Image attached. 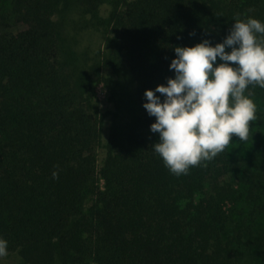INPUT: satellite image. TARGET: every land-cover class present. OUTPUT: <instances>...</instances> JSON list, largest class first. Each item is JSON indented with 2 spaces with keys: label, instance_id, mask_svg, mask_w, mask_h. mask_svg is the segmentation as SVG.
I'll return each instance as SVG.
<instances>
[{
  "label": "trees",
  "instance_id": "obj_1",
  "mask_svg": "<svg viewBox=\"0 0 264 264\" xmlns=\"http://www.w3.org/2000/svg\"><path fill=\"white\" fill-rule=\"evenodd\" d=\"M74 14L102 28L97 57L72 35ZM247 17L264 22V0H0L7 254L23 264H264V87L245 92L257 106L247 140L179 175L154 151L155 117L142 106L145 89L174 75V46L215 44ZM95 79L128 108L119 142L102 143Z\"/></svg>",
  "mask_w": 264,
  "mask_h": 264
},
{
  "label": "clouds",
  "instance_id": "obj_2",
  "mask_svg": "<svg viewBox=\"0 0 264 264\" xmlns=\"http://www.w3.org/2000/svg\"><path fill=\"white\" fill-rule=\"evenodd\" d=\"M173 50L174 75L145 89L142 106L155 117L149 126L159 137L154 151L179 175L223 151L233 134L247 140L257 106L245 92L251 84L264 87V22L235 19L222 41L205 38ZM7 253L0 236V257Z\"/></svg>",
  "mask_w": 264,
  "mask_h": 264
},
{
  "label": "rangeland",
  "instance_id": "obj_3",
  "mask_svg": "<svg viewBox=\"0 0 264 264\" xmlns=\"http://www.w3.org/2000/svg\"><path fill=\"white\" fill-rule=\"evenodd\" d=\"M101 14L107 15L110 11L111 4L104 2L101 5ZM89 19V15H78L74 14L73 26L71 25V32L75 38L80 39V48L85 50V48H90V50H85L90 55L98 56L97 49L99 47L104 50L105 47V36L102 28L100 26H93L90 24H85ZM88 23V22H87ZM73 38V37H72ZM76 39L73 38V41ZM74 41V42H75ZM103 73L107 76L117 78V69L113 67H108L103 69ZM125 79L130 78L129 74L126 73ZM95 91V101L101 110L102 124H101V134L102 143L108 142H119V140L125 134L129 113L128 108H126L125 103L119 108L117 105L115 97L111 91V87L102 79H95L92 86ZM239 137L236 134L232 135V144L234 145L239 141ZM241 142V141H240ZM240 142L237 143L240 146ZM105 151L102 147L100 148V160L105 155ZM263 234H258V240L263 238ZM0 264H23L19 257L14 254H7L4 257H0Z\"/></svg>",
  "mask_w": 264,
  "mask_h": 264
}]
</instances>
